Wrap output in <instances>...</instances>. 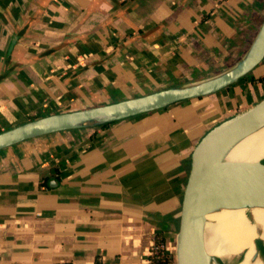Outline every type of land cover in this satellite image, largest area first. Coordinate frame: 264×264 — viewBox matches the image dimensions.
I'll return each instance as SVG.
<instances>
[{
    "label": "crops",
    "instance_id": "0c3cea01",
    "mask_svg": "<svg viewBox=\"0 0 264 264\" xmlns=\"http://www.w3.org/2000/svg\"><path fill=\"white\" fill-rule=\"evenodd\" d=\"M262 10L264 0H0V131L226 70L251 45ZM249 74L0 150V264H148L156 235L178 228L197 143L264 97V63ZM228 157L237 161V147ZM253 207L264 238V206ZM231 217L212 253L235 262Z\"/></svg>",
    "mask_w": 264,
    "mask_h": 264
},
{
    "label": "water",
    "instance_id": "95a60500",
    "mask_svg": "<svg viewBox=\"0 0 264 264\" xmlns=\"http://www.w3.org/2000/svg\"><path fill=\"white\" fill-rule=\"evenodd\" d=\"M264 60V19L251 45L231 67L215 75L169 86L135 97L75 110L48 114L0 131V150L22 141L56 132L100 126L165 108L173 103L216 93L249 74ZM264 127V97L210 128L192 153L178 228L173 234L175 264H210L207 261V215L221 208L264 206V161L237 179L213 202L210 195L223 182L236 160L229 152ZM55 178L51 184L58 183ZM262 238V237H261ZM264 244V238H262ZM262 259L257 247L251 257Z\"/></svg>",
    "mask_w": 264,
    "mask_h": 264
},
{
    "label": "bare ground",
    "instance_id": "6f19581e",
    "mask_svg": "<svg viewBox=\"0 0 264 264\" xmlns=\"http://www.w3.org/2000/svg\"><path fill=\"white\" fill-rule=\"evenodd\" d=\"M237 147V164L232 167L225 175L222 184L210 195L209 202H213L228 187H230L237 179L244 174L253 171L257 165L264 161V127L254 134L245 138L234 148ZM230 159L229 157H227ZM234 160V159H231ZM234 213L235 234L238 243V257L235 262L233 258L228 264H264L263 259L255 262L251 261V257L257 246L255 238L259 231L256 227L255 209L254 207L242 208H221L207 215L206 225V242H207V261L210 264H225L224 257L212 253V248L220 244L221 226L230 220ZM263 232H260L262 237Z\"/></svg>",
    "mask_w": 264,
    "mask_h": 264
},
{
    "label": "rangeland",
    "instance_id": "374dc122",
    "mask_svg": "<svg viewBox=\"0 0 264 264\" xmlns=\"http://www.w3.org/2000/svg\"><path fill=\"white\" fill-rule=\"evenodd\" d=\"M263 19H264V10H262V12H261V22H262ZM263 63H264V60L262 61V64ZM249 75H252V74H249ZM237 110L239 112V107L237 108ZM257 230L259 231V233H258L257 237L255 238V242H256V246L261 250V256H262V259L264 261V244L262 243V238L260 236V232H261L260 227H257ZM157 243L163 244L164 245V249L168 252V256H167L168 261H167V263L168 264H175L176 259L173 257L174 239L173 238H171V239H167L166 238L164 242L162 241V239H158ZM232 257L233 256L224 257L222 260H223V262L225 264H228L230 262V260L232 259Z\"/></svg>",
    "mask_w": 264,
    "mask_h": 264
},
{
    "label": "trees",
    "instance_id": "16d2710c",
    "mask_svg": "<svg viewBox=\"0 0 264 264\" xmlns=\"http://www.w3.org/2000/svg\"><path fill=\"white\" fill-rule=\"evenodd\" d=\"M234 64L235 63H232L231 66L234 65ZM108 124L109 123H105V124H102L100 126L104 127V126H106ZM158 239H162V241L164 242L165 239H166V236H164L163 233L157 234L156 235V241ZM167 256H168V252L163 248V249L159 250L157 253H154V254L150 255V258H151L152 264H164V263H166L168 261ZM55 264H71V263L62 262V263H55Z\"/></svg>",
    "mask_w": 264,
    "mask_h": 264
},
{
    "label": "built area",
    "instance_id": "2783aa9c",
    "mask_svg": "<svg viewBox=\"0 0 264 264\" xmlns=\"http://www.w3.org/2000/svg\"><path fill=\"white\" fill-rule=\"evenodd\" d=\"M161 248L163 249V248H164V245L161 244V243H157V241L155 240V242H154L153 245H152L150 255H152V254H154V253H157ZM148 264H152V262H151V258H149ZM164 264H168V263L166 262V263H164Z\"/></svg>",
    "mask_w": 264,
    "mask_h": 264
}]
</instances>
